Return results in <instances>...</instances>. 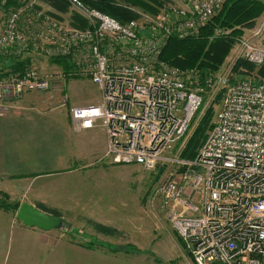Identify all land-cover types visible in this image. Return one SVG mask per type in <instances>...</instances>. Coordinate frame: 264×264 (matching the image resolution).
<instances>
[{"label":"built area","instance_id":"1","mask_svg":"<svg viewBox=\"0 0 264 264\" xmlns=\"http://www.w3.org/2000/svg\"><path fill=\"white\" fill-rule=\"evenodd\" d=\"M9 1L0 0L6 7L0 59L67 58L69 76L86 77L99 88L97 104L70 108L76 129L102 127L111 164L170 172L155 192L195 263L264 264V81H232L233 65L203 75L161 58L169 38L196 35L225 0H176L158 15L139 12L140 20L125 23L82 0H66L68 16L48 3ZM262 18L247 39H239V53L254 64L264 62V49L251 37L264 33ZM10 66L0 68V116L25 93L52 90L57 78H65V87L61 66L58 75ZM219 93L212 128L196 156L183 157L197 114Z\"/></svg>","mask_w":264,"mask_h":264},{"label":"rangeland","instance_id":"2","mask_svg":"<svg viewBox=\"0 0 264 264\" xmlns=\"http://www.w3.org/2000/svg\"><path fill=\"white\" fill-rule=\"evenodd\" d=\"M36 1L39 4L47 3L45 0ZM169 2L172 5L176 4V0L175 2L169 0ZM137 9L139 8L137 7ZM263 16L264 14L258 18L253 26H243L241 28L244 34L242 33L243 35L241 34L240 37L236 38L234 47L220 70L212 74H222L232 65L234 68L236 63L242 60L254 64L239 53V39L242 37L247 39L249 37L247 35H250L252 31L259 27ZM4 17L5 12L0 8V31L2 30ZM140 19L138 18V20ZM230 31L228 29L226 33H230ZM251 37L257 38L253 44L264 49V33L259 37H254V35H251ZM31 58L33 60L32 66L40 74L56 73L58 75L61 72L59 65L52 64L50 60L43 59L39 54H35ZM6 64H11V61L1 57L0 68H3ZM263 64L264 62L254 64L255 70L251 71L249 75L242 76L260 80L261 78L257 76V69ZM241 70L245 73L247 71L244 67H241ZM233 74L235 75L234 71ZM237 76H240L239 73H237ZM64 81L63 76L60 79L57 78L54 81L55 84L52 90L27 92L23 98L11 103V110H16L15 113L17 111L23 113L25 118L20 119L22 116L16 115L9 118V122L22 123L25 120L26 123H33L37 119L41 121L42 117L47 119L48 116L51 118L55 115L58 120L56 127L60 133L62 132V135H59L63 141L61 153H70L72 156L75 154L82 155L81 153L85 148L76 146L73 139L74 136H81V134L73 129L70 108L74 105L97 104L101 93L99 88L86 77L70 79L65 83V87ZM261 81H264V79H261ZM222 98L223 95L219 93L215 100L206 105L205 108L212 106L216 113ZM41 112H47L44 114L47 116H40ZM12 113L9 111L4 116ZM63 162V159H59L56 164L58 172L74 170V173L84 174V177L77 176L79 178L76 180L58 181V184L61 183L62 185L66 182L71 184L68 187L74 188L75 191L78 190V192H72L74 196L70 193L68 195L71 199H77L78 201L77 203L74 201L72 204L70 203L73 217L64 219L67 223L66 228H69L70 225L78 226L88 234L87 236L96 239V241L102 239L104 242L101 240V243L120 244L122 250L132 251L131 254H127L132 258L124 261L102 260V262L99 261L100 264H196L190 247L179 238L169 221V209L163 197L160 193L155 192V188L168 179L170 172L167 169H161L162 172H160V170H147L137 164L109 165L90 158L81 163H71L70 166L62 164ZM73 164H77V168L71 169ZM35 167L39 166H31L33 170H35ZM41 167L43 168L42 165ZM50 182L54 183L55 181H49L48 183ZM62 186L66 187V185ZM0 188L3 190V187ZM33 191L35 192V190ZM30 196L28 197L31 199L36 197L35 195ZM21 198L25 200L27 197L21 196ZM75 231L79 232V229ZM38 241L37 238L32 237V246L38 245ZM11 244L14 247L15 254L18 246L17 234L15 235V233L11 236ZM11 257L10 264L13 262ZM26 262L27 264H54L43 258V256L31 257ZM63 262L64 264H70V260L62 261V264Z\"/></svg>","mask_w":264,"mask_h":264},{"label":"crops","instance_id":"3","mask_svg":"<svg viewBox=\"0 0 264 264\" xmlns=\"http://www.w3.org/2000/svg\"><path fill=\"white\" fill-rule=\"evenodd\" d=\"M15 111L10 110L12 114L0 117V187H3V190L0 188V195L5 192L12 201H28L37 208L39 204L45 205L49 211H57L63 219H70L73 217L71 204L78 200H73L68 195L70 193L74 196L72 192L78 190L68 187L71 184L66 182L62 184L66 187H63L58 181L76 180L79 178L77 176L84 177V174L74 173V170L58 172L56 164L59 159L64 160L62 164L70 166L71 163H81L90 158L110 165L109 160L104 157L107 146L104 129L95 126L77 130L71 118L73 129L81 134L74 136L75 145L85 148L82 155L72 156L70 153H61L63 141L59 135L62 132L56 127L58 120L55 115L51 118L48 116L47 119L42 117L41 121L37 119L33 123H26L25 120L22 123L9 122L12 116L21 115L20 119L25 118L23 113L17 111V114ZM45 113L47 112H41L40 116H47ZM32 165L39 167L33 170ZM76 165L73 164L71 169L77 168ZM49 181L55 182L48 183ZM32 195L36 197H28ZM21 196L27 198L23 200ZM14 233L17 234L18 245L15 254L11 244ZM87 235L81 228L73 225L51 230L28 227L12 210L0 207V264H10L11 255V264H27L26 260L35 256H43L54 264L69 260L70 264H100L99 261L102 260L124 261L132 258L127 255L132 251L122 250V245L101 243L102 239L96 241ZM32 237L39 240L38 245L32 246Z\"/></svg>","mask_w":264,"mask_h":264},{"label":"trees","instance_id":"4","mask_svg":"<svg viewBox=\"0 0 264 264\" xmlns=\"http://www.w3.org/2000/svg\"><path fill=\"white\" fill-rule=\"evenodd\" d=\"M55 10L64 12L68 16L69 4L66 0H45ZM86 5L104 12L122 23L141 17L139 12L158 15L171 3L169 0H82ZM19 0H10L9 5L18 3ZM175 2V0H174ZM137 7L139 9H137ZM5 9L6 7H2ZM138 11V14L136 13ZM264 14V0H225L223 9L207 22L200 31L193 36L178 38L172 36L168 39L162 51L161 58L171 66L181 69H200L203 75L219 71L234 47L236 38L243 33V26H253L258 18ZM77 19V18H75ZM73 20V19H72ZM74 23V20L71 21ZM231 30L226 33V30ZM244 34V33H243ZM242 34V35H243ZM4 58V57H2ZM11 66L14 72H22L27 67L32 66V58L24 59L11 58ZM56 63L67 74L66 82L70 79L79 78L69 76L73 65L67 58H55L50 61ZM244 67L246 73L241 70ZM255 70V66L248 61H238L233 68L235 75L232 81L248 78L249 73ZM239 73L240 76H237ZM257 76L264 79V64L257 69ZM237 77V78H236ZM260 79V80H261ZM201 110V109H200ZM200 112V111H199ZM214 108H205L204 113L199 116L198 123L193 130L192 136L184 150L183 157L192 159L196 156L199 147L205 140L208 131L213 126ZM196 116V118H197ZM162 172V170H160ZM20 201H12L10 196L3 192L0 196V207L12 210L17 213ZM47 213L61 216L57 211H49L48 207L42 204L38 206Z\"/></svg>","mask_w":264,"mask_h":264},{"label":"water","instance_id":"5","mask_svg":"<svg viewBox=\"0 0 264 264\" xmlns=\"http://www.w3.org/2000/svg\"><path fill=\"white\" fill-rule=\"evenodd\" d=\"M16 216L24 225L42 230L59 229L67 226L61 216L44 212L28 201L20 204Z\"/></svg>","mask_w":264,"mask_h":264}]
</instances>
